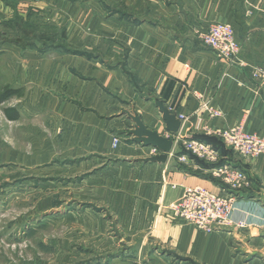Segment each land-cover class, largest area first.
<instances>
[{
	"label": "crops",
	"instance_id": "0c3cea01",
	"mask_svg": "<svg viewBox=\"0 0 264 264\" xmlns=\"http://www.w3.org/2000/svg\"><path fill=\"white\" fill-rule=\"evenodd\" d=\"M5 2L3 13L36 18L48 32L32 48L2 45L4 87L18 92V118L6 120L31 144L21 157L81 172V188L106 205L119 228L127 226L120 236L130 241L128 254L103 252L98 264H264V159L244 160L212 134L242 125L264 140V79L253 76L264 69V0H26L16 10ZM214 23L234 31L240 51L232 62L200 42ZM44 44L60 48L46 52ZM157 102L184 117L178 133L165 131ZM206 106L220 116L209 119ZM126 113L173 141L165 164L141 162L160 152L133 141ZM184 139L210 145L220 154L217 165L247 176L230 226L205 233L171 218L184 188L224 189L210 174L216 165L179 155Z\"/></svg>",
	"mask_w": 264,
	"mask_h": 264
},
{
	"label": "rangeland",
	"instance_id": "374dc122",
	"mask_svg": "<svg viewBox=\"0 0 264 264\" xmlns=\"http://www.w3.org/2000/svg\"><path fill=\"white\" fill-rule=\"evenodd\" d=\"M7 1L16 10L26 0ZM5 3L0 0V34H11L1 24L10 15L16 22L14 14L2 12ZM40 27L45 31L40 38L47 40L45 24ZM3 41L0 35V90L9 77ZM15 102L11 98L0 104V264H98L103 252L128 254L130 241L120 236L127 226L119 228L106 205L81 188V172L71 174L54 161L32 165L21 157L30 155L31 144L22 128L3 115Z\"/></svg>",
	"mask_w": 264,
	"mask_h": 264
},
{
	"label": "built area",
	"instance_id": "2783aa9c",
	"mask_svg": "<svg viewBox=\"0 0 264 264\" xmlns=\"http://www.w3.org/2000/svg\"><path fill=\"white\" fill-rule=\"evenodd\" d=\"M199 39L204 47L224 61L232 62L239 55V45L235 40L234 31L227 23L210 25L200 34ZM253 76L264 79V69L254 68ZM204 111L209 119L220 116L218 111L207 106ZM178 120H184V117L179 116ZM212 134L244 160L264 159V140L245 131L242 125L216 129ZM118 144L119 138L114 137L112 147L116 148ZM181 144L192 156L205 161L208 165H216L210 170V174L222 183L224 189L221 194H213L201 187L184 188L179 200L170 206L171 218L191 224L205 233H211L217 227L230 226L235 202L238 196L249 188L247 176L231 165H217L221 158L220 154L208 144L189 139L182 140ZM184 160V156L178 158L180 162Z\"/></svg>",
	"mask_w": 264,
	"mask_h": 264
},
{
	"label": "trees",
	"instance_id": "16d2710c",
	"mask_svg": "<svg viewBox=\"0 0 264 264\" xmlns=\"http://www.w3.org/2000/svg\"><path fill=\"white\" fill-rule=\"evenodd\" d=\"M71 2H76V1H80V0H68ZM14 21H11V23H3L2 25H5L6 28L8 30H11V34H9L7 31H2L1 32V36L3 38V43L5 42H10L14 45H18L21 47H26V48H32L33 47V41L41 39V35L45 34V31L42 30L41 28H38V26H36L35 21L32 20L31 16H29L27 19H25V21H18L17 19ZM12 22H14L12 24ZM47 32V30H46ZM55 37H53V41L57 39L56 35H53ZM48 37V36H47ZM60 37V35H59ZM62 38V37H60ZM30 39V40H28ZM54 41V42H55ZM53 42V44H54ZM52 44V45H53ZM44 48H42V50L44 51H50L52 49H58L60 48L59 46H55V47H49L48 44H44L43 45ZM18 96V92L15 89H12L8 86L3 87L0 90V104L10 100L13 97ZM3 115L5 116V118H7L9 121H15L18 118V114L15 108H11V107H7L5 109H3ZM196 138V137H193ZM200 140L203 141H207L210 142L209 139L205 138V137H197ZM179 155H188L191 156V154H189L188 152H186L184 149L179 153ZM219 165H223V164H219ZM205 168H209L210 166L204 165ZM179 169H182L184 167L179 166Z\"/></svg>",
	"mask_w": 264,
	"mask_h": 264
},
{
	"label": "water",
	"instance_id": "95a60500",
	"mask_svg": "<svg viewBox=\"0 0 264 264\" xmlns=\"http://www.w3.org/2000/svg\"><path fill=\"white\" fill-rule=\"evenodd\" d=\"M156 106L161 113L162 120L165 123V131L169 134L178 133L181 122L161 103L157 102ZM126 115L133 123L132 129L129 131V135L132 136L133 141L143 147H151L160 152V154L143 159L141 162L165 164L167 156L172 150L173 141L159 135L156 131L148 129L136 113H126Z\"/></svg>",
	"mask_w": 264,
	"mask_h": 264
}]
</instances>
